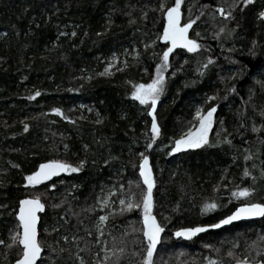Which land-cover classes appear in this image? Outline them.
I'll list each match as a JSON object with an SVG mask.
<instances>
[{"label":"trees","instance_id":"trees-1","mask_svg":"<svg viewBox=\"0 0 264 264\" xmlns=\"http://www.w3.org/2000/svg\"><path fill=\"white\" fill-rule=\"evenodd\" d=\"M163 3L170 7L175 0ZM160 4L0 0V264L19 256L17 246L5 245L17 230L19 201L34 195L45 205L38 264H142L141 212L121 213V205L100 212L94 206L98 190L114 189L115 203L130 192L139 200L145 188L141 153L154 180L153 215L164 228L154 264H264V217L206 228L190 239L174 235L180 228L215 224L242 203H264V0H182L181 23L195 21L188 35L201 47L189 53L177 46L169 54L154 110L160 134L148 148L149 105L131 92L151 81L169 44L158 39ZM220 7L229 18L219 14ZM107 64L113 67L101 75ZM211 106L216 111L209 143L169 155L175 139L195 126L196 108ZM54 159L80 171L26 184L40 163ZM240 187L254 191L233 197ZM206 203L217 207L202 211ZM101 215L108 218L99 234Z\"/></svg>","mask_w":264,"mask_h":264},{"label":"snow or ice","instance_id":"snow-or-ice-1","mask_svg":"<svg viewBox=\"0 0 264 264\" xmlns=\"http://www.w3.org/2000/svg\"><path fill=\"white\" fill-rule=\"evenodd\" d=\"M238 3L243 5H248L252 0H237ZM181 3L182 0H175V3L166 7L161 0L160 9L163 10L164 23H163V33L158 37V39L163 41H168L169 44L166 46L160 56V63L156 65V73L152 77L149 83H139L133 86V91L131 96L134 100L138 101L141 105H149L148 115L152 117L151 120V137L147 144L148 148H152V142L156 140L157 136L160 134V128L157 123L155 109L157 107V100L160 97L161 92L164 89L165 82V71L168 69L170 61L169 54L173 52V49L177 46H180L186 49L189 53L196 52L201 45L195 39L189 38L188 31L195 23L192 18H189L187 22L181 23ZM231 7V5H230ZM219 14L224 18L230 17V12L225 11L223 7L217 9ZM259 17L264 19V10L259 12ZM224 28L221 27L220 32H223ZM199 35V33H197ZM220 33H216V36L219 37ZM211 62V61H209ZM112 65L109 64L105 68L101 75L108 74V69ZM174 74V73H173ZM36 96L40 95L39 92L35 93ZM29 99H33V96H29ZM208 100L213 99L209 96ZM52 112L57 114H62L59 108L51 109ZM216 111L215 106L208 107L206 111H201L200 107H197L194 114V120L198 121L195 124L194 128L189 127L186 133L182 134L179 138L175 139L174 146L171 148L169 155L172 153L179 152L181 149H195L199 148L202 145L209 143L208 132L213 124V114ZM68 119V117H64ZM25 130H27L28 125H24ZM253 132L257 131L255 127L252 129ZM227 140V137H225ZM141 155V160L139 163V175L142 179L143 185L145 188L140 193V198L137 200L135 198V193L128 195L127 199H120L119 203L122 206L117 211L123 213L125 211H132L137 209L141 212L142 215V227L137 229L142 232V264H154L153 255L156 250L157 244L160 240V234L164 231V228L157 222L156 217L153 215V186L154 180L152 176V171L148 165V156ZM248 159V157H245ZM107 163V161H105ZM84 161H79V165H83ZM79 166H73L70 163H67L62 160H48L47 162L40 163L38 168L28 174L25 177L27 185L35 186L39 185L42 181H48L52 177L57 176L59 173L63 172H79ZM244 175L248 176L249 172L244 171ZM264 175V172L261 173ZM131 183V182H130ZM50 188H55V184L49 185ZM254 189L249 187H240L237 190L233 191L231 195L233 197H250ZM107 200L101 202V204H106ZM57 206V205H54ZM215 203H206L202 211H207L210 209L216 208ZM45 208L44 203L41 202V199L38 195H34L29 198H24L19 201V210L16 213L18 220L17 230L10 234V243L5 245L6 247L17 246L19 248V256L15 259L14 264H37V259L41 255V244L39 243L37 236V221L39 219L37 213L43 211ZM250 217H264V203H242L240 206L236 207L229 215L220 219L215 224L205 225V226H195L178 229L174 235L176 237H183L185 239H190L195 236L197 233L205 231L206 228H218L221 225L229 224L234 220L241 218H250ZM107 216L101 215L98 217L100 227H103V222L107 220ZM127 233H125L126 235ZM3 240H0V244H4ZM99 243V240H97ZM208 247V245H205ZM111 252V249L105 250ZM117 252L122 253L123 248L116 249ZM231 255V253H229ZM108 259L106 254L104 260ZM103 264V262H101ZM214 264V262H210ZM237 264H248V261L245 259L243 261L237 260ZM261 264V262H257Z\"/></svg>","mask_w":264,"mask_h":264},{"label":"rangeland","instance_id":"rangeland-1","mask_svg":"<svg viewBox=\"0 0 264 264\" xmlns=\"http://www.w3.org/2000/svg\"><path fill=\"white\" fill-rule=\"evenodd\" d=\"M108 65L109 64L106 65V68L108 67ZM112 67H113V65H112ZM111 68H109V69H111ZM196 123H198V121H196ZM210 129H209V131H210ZM208 134H209V132H208ZM183 150H187V149H181L180 151H183ZM115 193H116V191L114 189H108L106 191L98 190L96 193L95 199H94L95 210L100 211V212H102L105 209L110 211V212L115 211V209L120 206V203H119L120 199H127L126 197L121 196L117 200V203H115V201L112 198L115 195ZM105 199L107 200V203L102 205L101 202L104 201ZM100 223H101L100 221H97L95 223L99 234L101 233V228H102V227H100ZM103 224H104V222H103ZM13 232H15V231L12 229L11 233H13Z\"/></svg>","mask_w":264,"mask_h":264},{"label":"water","instance_id":"water-1","mask_svg":"<svg viewBox=\"0 0 264 264\" xmlns=\"http://www.w3.org/2000/svg\"><path fill=\"white\" fill-rule=\"evenodd\" d=\"M43 163H44V162H43ZM37 168H38V167H37ZM37 168H36V169H37ZM67 173H68V172L59 173L57 176L52 177L50 180L55 179V178L62 177V176H64V175H66ZM50 180H48V181H50ZM46 182H47V181H42L39 185H42V184H44V183H46ZM35 186H38V185H35ZM26 198H29V197H26ZM23 199H24V198H23ZM18 210H19V203H18L17 212H18ZM17 212H16V213H17ZM43 212H44V210H43V211H40V212L37 213V215H38V217H39V219H38V221H37V236H38V227H39L40 215H42ZM15 218H16V221H17V223H18V220H17L16 215H15ZM261 218H262V217L241 218V219H238V220H234V221H232V222H230V223H242V222H248V221L259 220V219H261ZM42 254H43V251L41 250V255H40V257H38V259H37V264L40 262L41 257H42ZM13 264H14V263H13Z\"/></svg>","mask_w":264,"mask_h":264},{"label":"bare ground","instance_id":"bare-ground-1","mask_svg":"<svg viewBox=\"0 0 264 264\" xmlns=\"http://www.w3.org/2000/svg\"><path fill=\"white\" fill-rule=\"evenodd\" d=\"M17 212V211H16Z\"/></svg>","mask_w":264,"mask_h":264}]
</instances>
